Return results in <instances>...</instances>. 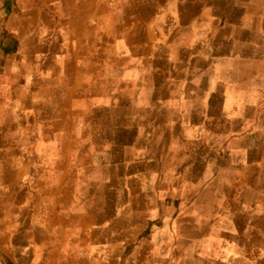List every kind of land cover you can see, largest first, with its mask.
<instances>
[{
	"label": "crops",
	"instance_id": "obj_1",
	"mask_svg": "<svg viewBox=\"0 0 264 264\" xmlns=\"http://www.w3.org/2000/svg\"><path fill=\"white\" fill-rule=\"evenodd\" d=\"M0 2V264H264V0Z\"/></svg>",
	"mask_w": 264,
	"mask_h": 264
},
{
	"label": "rangeland",
	"instance_id": "obj_2",
	"mask_svg": "<svg viewBox=\"0 0 264 264\" xmlns=\"http://www.w3.org/2000/svg\"><path fill=\"white\" fill-rule=\"evenodd\" d=\"M4 14H5V9H4V6H3L2 2H0V15L3 16ZM25 62H26V61H24V62L21 64V67H22L23 70L26 69V64H25ZM67 80H68V79H67ZM216 139H217V138L213 139V141L216 142V141H217ZM246 159H247V157H244V153H243V155H242V163H243V165H244V161H243V160H246Z\"/></svg>",
	"mask_w": 264,
	"mask_h": 264
}]
</instances>
